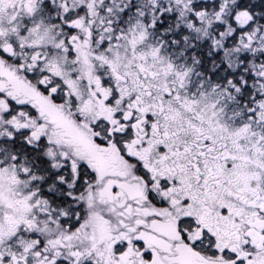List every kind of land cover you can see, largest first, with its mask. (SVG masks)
I'll return each instance as SVG.
<instances>
[{
    "label": "snow or ice",
    "instance_id": "snow-or-ice-1",
    "mask_svg": "<svg viewBox=\"0 0 264 264\" xmlns=\"http://www.w3.org/2000/svg\"><path fill=\"white\" fill-rule=\"evenodd\" d=\"M0 264H264V0H0Z\"/></svg>",
    "mask_w": 264,
    "mask_h": 264
}]
</instances>
